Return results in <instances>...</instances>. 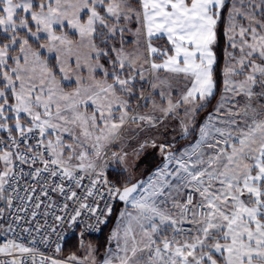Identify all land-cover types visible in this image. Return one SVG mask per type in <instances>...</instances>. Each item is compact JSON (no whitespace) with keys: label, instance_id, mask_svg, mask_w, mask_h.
<instances>
[{"label":"snow or ice","instance_id":"snow-or-ice-1","mask_svg":"<svg viewBox=\"0 0 264 264\" xmlns=\"http://www.w3.org/2000/svg\"><path fill=\"white\" fill-rule=\"evenodd\" d=\"M0 264H264V0H0Z\"/></svg>","mask_w":264,"mask_h":264},{"label":"rangeland","instance_id":"rangeland-1","mask_svg":"<svg viewBox=\"0 0 264 264\" xmlns=\"http://www.w3.org/2000/svg\"><path fill=\"white\" fill-rule=\"evenodd\" d=\"M144 111H147L146 109ZM206 115V113L203 114ZM202 117V119H203ZM201 119V120H202ZM175 122H173L174 124ZM132 129H134L136 132H139V134L143 133L140 130L136 129L135 125L131 126ZM180 129L178 126L173 129V127L164 128L161 127L159 129H153L150 132L144 131V134L142 136H138L135 133L132 134V138L126 142V145L128 146V150L131 152L132 148L136 147L137 142H142L145 136H152L158 139L167 138L169 141H174L176 149L178 148V143L183 140L179 136ZM163 134V135H161ZM194 142V141H193ZM192 143V142H191ZM188 145V144H187ZM186 146V145H185ZM183 148V147H182ZM179 149V148H178ZM114 151L118 149H113ZM155 152V154L153 153ZM150 153H153L152 155ZM162 157L157 149H152L151 147L145 149L144 152H142L138 157L135 158V160L130 161V163L135 164V178L136 179H143L146 178V176L155 170L156 167L162 165ZM126 165L118 164L115 161H111L110 165L107 170L113 169L117 171H122ZM114 226V224H113ZM112 226V227H113ZM112 229V228H111ZM111 231V230H110ZM109 236V235H108ZM85 244H92L93 246L97 247V245L88 237H83ZM108 246V243L106 247ZM64 247V246H63ZM114 247V245H113ZM106 250V248H105ZM105 250L102 253H98V256H103L105 253ZM78 256L83 255V251L80 250L78 253H76Z\"/></svg>","mask_w":264,"mask_h":264},{"label":"trees","instance_id":"trees-1","mask_svg":"<svg viewBox=\"0 0 264 264\" xmlns=\"http://www.w3.org/2000/svg\"><path fill=\"white\" fill-rule=\"evenodd\" d=\"M223 49H224V38L221 36L220 43H219V46H218V49H217L218 55H219V63H220L221 66L223 65V61H224ZM214 103H215V101H213V104ZM210 110L211 109L209 108L204 113H206L207 111H210ZM204 113H201L200 119H202ZM195 135L196 134L193 133L191 137L181 140L178 143V145H177L178 148L181 149L185 145L193 142L194 139H195ZM153 153L155 154V152H153ZM153 153H150V154L152 155ZM120 172L121 171H117V170L110 169V170H108V175H109L110 179H112L113 181H117V180L123 181L126 177L123 176V175H120ZM117 207L119 209V205ZM114 222H115V217L112 218V222H110L108 224V226L106 228H104L103 232H101L97 236L89 237L97 245V248L99 249V252L100 253H102L105 250V248H106L107 238H108V235L110 233V230H111ZM80 250L81 249L79 247V236H71L66 241V243L64 244V247L62 249V253L64 255H67L68 256V255H70L72 253H75L76 254Z\"/></svg>","mask_w":264,"mask_h":264},{"label":"built area","instance_id":"built-area-1","mask_svg":"<svg viewBox=\"0 0 264 264\" xmlns=\"http://www.w3.org/2000/svg\"><path fill=\"white\" fill-rule=\"evenodd\" d=\"M107 173H108V170H107ZM108 179L110 180V181H113L112 179H110V177H109V175H108ZM74 231V234H70V235H68V237H67V239L64 241V243H63V246H64V244L66 243V241L71 237V236H80V232L82 231V229L81 228H76V229H68L67 230V232L68 233H72ZM101 232H92V233H85V235H84V237H92V236H97V235H99ZM52 240L53 241H55L56 240V237L55 236H53L52 237ZM40 249H41V251H43V252H45V254L46 255H57L58 256V258H66L67 257V255H64L62 252L61 253H59V254H56L55 252H54V246L53 247H51V248H45L44 246H40ZM63 249V248H62Z\"/></svg>","mask_w":264,"mask_h":264},{"label":"crops","instance_id":"crops-1","mask_svg":"<svg viewBox=\"0 0 264 264\" xmlns=\"http://www.w3.org/2000/svg\"><path fill=\"white\" fill-rule=\"evenodd\" d=\"M142 134H144V131H143V133H142ZM142 134L140 133L139 135H140V136H142ZM139 135H138V136H139ZM142 137H143V136H142ZM162 163H163V160H162Z\"/></svg>","mask_w":264,"mask_h":264}]
</instances>
